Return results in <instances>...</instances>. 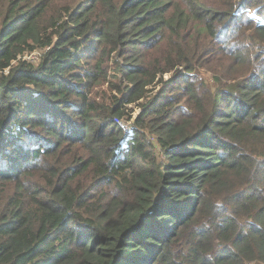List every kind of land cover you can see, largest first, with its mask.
I'll return each mask as SVG.
<instances>
[{
    "label": "trees",
    "instance_id": "obj_1",
    "mask_svg": "<svg viewBox=\"0 0 264 264\" xmlns=\"http://www.w3.org/2000/svg\"><path fill=\"white\" fill-rule=\"evenodd\" d=\"M44 1L42 27L20 3L0 19V264H264V0ZM107 61L140 93L172 71L143 110L158 148L94 100Z\"/></svg>",
    "mask_w": 264,
    "mask_h": 264
},
{
    "label": "rangeland",
    "instance_id": "obj_2",
    "mask_svg": "<svg viewBox=\"0 0 264 264\" xmlns=\"http://www.w3.org/2000/svg\"><path fill=\"white\" fill-rule=\"evenodd\" d=\"M46 1L50 0H45L44 2ZM79 1L80 0H52V2L50 3L49 13L47 14H51V12H53L54 10H61V15L63 16V18L68 19L66 16L68 8L70 9L72 6H75ZM18 3L24 4L23 9H30V14L36 12V16H40L39 24L42 27V19H45L44 17H42V0H0V19H2L6 14H12L9 7H13ZM115 7V3H113V5H104L100 1L89 20L92 22L96 21V25H100L106 19L108 12ZM48 31L49 30H45V32ZM170 39L173 38L171 37L169 31H167L166 39L162 40L160 45L154 51L150 52H155L157 55L156 57L162 58L164 55L168 54L169 50L173 49V47H171L169 44ZM182 47L186 49L184 43L182 44ZM47 48L48 47L42 45V41L33 43L25 52L18 55V59H16L14 63L17 61H26L37 65L41 62ZM222 56L223 54L221 51L207 50L194 59V65L197 69L194 72L195 83L201 85L202 89L204 80L211 82L214 78V75H217V77L220 76L219 73L216 74V68H218V66L216 67L215 63ZM99 57L100 56L97 54L95 61ZM107 63L108 66H106L107 68L105 69V73H107V76L105 77L103 75L93 85L92 96L94 100L99 106H101L102 109L104 107L108 109L112 105H117L121 109L125 107V113L122 118L125 126L132 127L137 125L142 131L145 132L148 139L153 143H156L157 146V134L153 130V128L151 127V123L149 122L151 116L150 114L144 116L143 110L145 109L147 103L153 104L154 101L157 100L159 101V103L163 101L164 98H162V94H175L177 85H168L172 71H168L166 73L163 81H161L160 83L152 82L151 84L146 86V90L143 93H140L138 87H135V85L131 84L123 75V73L118 74L119 72L117 71V63H115L114 61H107ZM106 70H108L109 72H106ZM179 78L180 77H176V79ZM127 87L129 88L127 89ZM180 104L184 105L187 108L186 111L188 114L189 106L185 98H182ZM141 115H143L142 120L144 124H136Z\"/></svg>",
    "mask_w": 264,
    "mask_h": 264
}]
</instances>
